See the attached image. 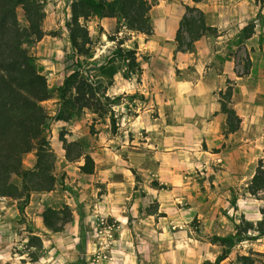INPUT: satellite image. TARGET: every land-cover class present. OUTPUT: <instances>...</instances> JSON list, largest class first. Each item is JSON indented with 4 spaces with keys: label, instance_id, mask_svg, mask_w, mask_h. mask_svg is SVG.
<instances>
[{
    "label": "rangeland",
    "instance_id": "rangeland-1",
    "mask_svg": "<svg viewBox=\"0 0 264 264\" xmlns=\"http://www.w3.org/2000/svg\"><path fill=\"white\" fill-rule=\"evenodd\" d=\"M41 1L45 35L29 50L51 90L41 104L52 118L46 131L55 156L53 192L62 191L68 201L52 208L69 206L72 221L52 232L29 220L24 207H0V264H214L222 246L213 236L233 233L241 219L255 224L264 209V195L248 191L257 161L264 159V0H148L151 8L171 3L182 13L180 21L197 17L185 8L196 7L212 27L185 51V67L175 68L176 34L167 57H159L171 75L193 76L181 113L173 109L171 88L137 89L141 68L127 71L114 53L124 38L122 47L136 51L140 67L150 61L142 42L152 33L93 17L86 22L91 57L78 56L66 26L73 0ZM16 13L24 25L22 9ZM244 27L252 30L249 38ZM74 69L99 85L109 99L106 111L83 109L67 122L53 120L60 108L57 88ZM227 89L228 105L240 118L233 133L226 132L225 114L212 110ZM61 133L92 156L93 174L79 172L81 160L66 161ZM34 163L33 151L24 156L25 167ZM105 172L130 181L119 190L122 207H101L108 192L98 177ZM4 199L3 204L15 200ZM251 252L264 260V235L234 245L218 264H239L238 256Z\"/></svg>",
    "mask_w": 264,
    "mask_h": 264
},
{
    "label": "trees",
    "instance_id": "trees-1",
    "mask_svg": "<svg viewBox=\"0 0 264 264\" xmlns=\"http://www.w3.org/2000/svg\"><path fill=\"white\" fill-rule=\"evenodd\" d=\"M191 1L199 3L202 0ZM17 7L22 9L24 25L18 20ZM150 8L151 3L148 0H73L66 24L73 52L78 56L91 57V40L86 22L93 17L116 18L127 31L151 35ZM185 8L196 12L197 17L184 15L180 21L175 37L176 51L180 52L190 51L193 42L212 29L205 24L199 9L189 6ZM43 18L41 0H0V199L22 200L23 203L33 193L53 191L57 182L54 174L55 156L46 131L52 118L41 104L51 98V90L29 50L45 35L40 27ZM242 32L246 38L252 34L250 27H244ZM107 38L115 40L112 35H107ZM124 41V38L117 40L114 53L125 62L127 71L139 72L136 51L122 47ZM84 72L74 69L57 88L60 108L53 120L67 122L83 109H104L105 101L109 99L100 92L99 85L89 80ZM221 94L224 97L219 100V110L226 116V132L233 133L239 127L240 118L228 105L231 90L227 89ZM59 139L66 161L81 160L79 172L93 174L94 159L84 152L83 145L76 140H67L63 133ZM32 151L35 154V163L33 167L27 168L23 165V158ZM263 168L264 159H258L255 173L248 185V191L252 195H264ZM261 213L262 218L255 224L241 219L240 223L234 225L233 233L213 236V240L222 246L214 264L226 258L232 247L239 242L264 235V209ZM41 218L49 231L57 232L72 221L71 209L67 205L59 209L46 206ZM249 232L256 234L251 236L248 235ZM238 262L264 264L257 252L238 256Z\"/></svg>",
    "mask_w": 264,
    "mask_h": 264
},
{
    "label": "crops",
    "instance_id": "crops-1",
    "mask_svg": "<svg viewBox=\"0 0 264 264\" xmlns=\"http://www.w3.org/2000/svg\"><path fill=\"white\" fill-rule=\"evenodd\" d=\"M150 17V22L152 24V35L150 38H147V40L144 39L142 42V53L148 54L150 56V61L147 63L143 62L140 65L142 76L139 79L140 86L136 88H140L142 90V88L145 87L144 89L148 91L147 89L150 84L153 86V91L156 92L162 91L161 86L171 88L174 92V98L171 101V104L173 105V109L181 113L184 110V105L186 102L185 99L189 97L186 91L191 89L193 76L191 73H185L183 77L171 75L169 73L170 67L167 66L166 61H164L163 64L160 63L159 57L162 59L163 57H167L169 47L166 46L169 45V43H171L175 37L176 31L179 28L182 13L174 10L171 3H163L156 7L153 6L150 9ZM197 41L198 40H196L194 44ZM161 42L164 43L163 46H160ZM152 53L154 54L152 55ZM175 59V68H183L188 62L189 56L188 53L177 52ZM219 108V104L214 103L212 110L218 111ZM176 132L179 134L178 126ZM182 136H185V134H182ZM98 179H100L101 182L105 184L108 192V194L106 193L104 196L101 207H118L120 205L119 197H121L119 190L121 189L120 187H126L130 182L128 177H125L122 174H109L105 172L100 177H98ZM2 199L6 200L4 198ZM2 199H0V207H8V209H13V207L18 206L24 207L25 213L28 215L29 220L36 219L41 225H43L41 211L44 206L56 207L58 206V202H63V204L68 203L67 197L62 191H50L43 194L33 193L25 203H21L22 200H13L12 202H6L3 204V201H1ZM18 258L22 259L23 256H19ZM26 264H35V262H30L27 260Z\"/></svg>",
    "mask_w": 264,
    "mask_h": 264
}]
</instances>
